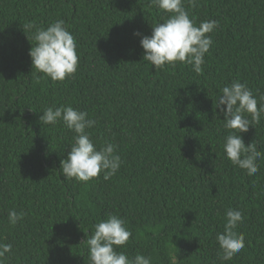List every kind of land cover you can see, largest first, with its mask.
I'll use <instances>...</instances> for the list:
<instances>
[{
	"label": "trees",
	"instance_id": "obj_1",
	"mask_svg": "<svg viewBox=\"0 0 264 264\" xmlns=\"http://www.w3.org/2000/svg\"><path fill=\"white\" fill-rule=\"evenodd\" d=\"M0 264H264V0H0Z\"/></svg>",
	"mask_w": 264,
	"mask_h": 264
}]
</instances>
